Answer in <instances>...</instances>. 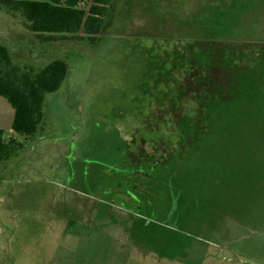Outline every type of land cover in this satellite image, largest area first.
Listing matches in <instances>:
<instances>
[{"label": "rangeland", "instance_id": "obj_1", "mask_svg": "<svg viewBox=\"0 0 264 264\" xmlns=\"http://www.w3.org/2000/svg\"><path fill=\"white\" fill-rule=\"evenodd\" d=\"M104 24L38 39L0 6L15 65L69 66L0 163V264H264V0H114Z\"/></svg>", "mask_w": 264, "mask_h": 264}, {"label": "trees", "instance_id": "obj_2", "mask_svg": "<svg viewBox=\"0 0 264 264\" xmlns=\"http://www.w3.org/2000/svg\"><path fill=\"white\" fill-rule=\"evenodd\" d=\"M113 1L92 0L88 10L33 0H0V6L8 7L13 13H20L27 21L28 30L39 36L76 34L84 28V32L91 40L96 41L105 28L104 16ZM51 39H53L51 36L46 38V40ZM208 56L212 58V55ZM202 71H206V74H202ZM68 72L69 66L66 60L55 59L38 74H31L15 65L8 47L0 45V96L6 98L15 110L12 126L15 134L26 138L36 134L45 117L46 94L58 92L67 79ZM198 72L197 77L207 81L203 83L209 85L210 69L200 66ZM224 90L226 91V87L221 88V93L218 95L217 93L207 95L200 91L197 99H201L203 107L198 106V116L208 112L213 97H223ZM21 149H23L21 142L13 138L7 140L0 137V163Z\"/></svg>", "mask_w": 264, "mask_h": 264}, {"label": "crops", "instance_id": "obj_3", "mask_svg": "<svg viewBox=\"0 0 264 264\" xmlns=\"http://www.w3.org/2000/svg\"><path fill=\"white\" fill-rule=\"evenodd\" d=\"M33 1H43L56 6L88 10L92 0H33ZM7 36L10 37L11 35L10 36L7 35ZM35 36H37L38 39H46L50 35L46 34L44 36H39L38 34H35ZM0 42H3L0 43V45H5L6 47H8L11 57L13 59V57L17 53L16 48H10L8 44H6L3 40H0ZM23 52H24V56L26 57L27 56L26 51L23 50ZM14 118H15L14 108L6 98L0 96V137L15 139L16 134L12 129Z\"/></svg>", "mask_w": 264, "mask_h": 264}]
</instances>
